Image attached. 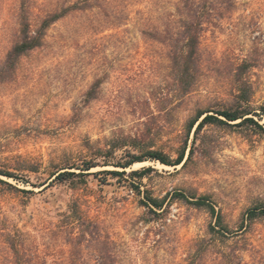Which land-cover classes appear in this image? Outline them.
Listing matches in <instances>:
<instances>
[{"label": "rangeland", "instance_id": "1", "mask_svg": "<svg viewBox=\"0 0 264 264\" xmlns=\"http://www.w3.org/2000/svg\"><path fill=\"white\" fill-rule=\"evenodd\" d=\"M78 1L26 2L37 27ZM90 1L0 81V170L16 176L0 175L8 183L0 182V264H101L110 253L115 264H264V217L246 222L264 206V133L236 126L242 120L189 130L200 112L236 107L235 72L246 59L254 106L264 104V0H236L233 12L206 24L201 75L186 96L177 93L170 43L146 35L177 33V0ZM23 2L0 0V68L18 40ZM114 140L127 141L116 162L152 150L185 160L104 166ZM90 159L100 163L91 173L128 174L52 183L67 163ZM147 193L167 198L166 218L144 206ZM205 199L235 234L212 235L217 218L196 205ZM202 240L211 245L195 261Z\"/></svg>", "mask_w": 264, "mask_h": 264}, {"label": "trees", "instance_id": "2", "mask_svg": "<svg viewBox=\"0 0 264 264\" xmlns=\"http://www.w3.org/2000/svg\"><path fill=\"white\" fill-rule=\"evenodd\" d=\"M27 0L22 3L21 12L19 15V37L18 40L12 45L11 49L7 53V56L0 68V81L12 78L21 62V60L28 56L33 51L43 47L45 44V39L48 34V30L55 23L66 17L72 11L75 10H86L91 7L90 0L78 1L76 4L64 7L59 11H53L44 16L39 25L34 27L31 16L30 8L27 5ZM102 1L96 0L92 1V8L95 6V2ZM96 3V4H98ZM176 13L179 17V28L177 33L170 34L158 33L151 31L147 32L146 35L154 36L157 40H162L170 43L171 54L170 59L172 63V69L174 73L175 82L177 84V93L180 96H186L193 92L195 87L198 85L199 78L201 75V62H202V51L201 43L204 32L206 31V24L213 21H220L227 14H230L237 7L236 0H177ZM254 67L250 59L244 60L241 65H238L234 81L236 84L237 94H236V107L225 109L216 113V115L205 114L211 111L200 112L190 123V132L197 126V131L202 130L206 125L209 124H227V122H238L236 126H243L245 124H252L256 126L259 130L264 133V125L257 122L254 116L264 117V104L256 109L254 106V87L250 79V72ZM259 113H258V111ZM204 117V118H203ZM221 117L223 119H221ZM203 118V119H202ZM126 140H114L112 141L111 148L103 151L104 155V166L114 165L120 168H130L134 164L139 162H144L146 160H157L168 166H178L181 165L185 160V155H181L180 159L173 164L169 157L159 151H148L140 155L131 153L130 159L127 161H117L116 162V152L123 149L126 146ZM66 167L59 169L57 172L53 173L52 177L54 180L52 183H65V182H76V179H81L82 182H87V178L90 176H98L100 174L112 175V176H125L127 171H101L97 173H91L92 169L100 166V163H96L94 160H84L82 163H67ZM73 169L80 170V173L71 171ZM150 169H146L143 172L133 171L129 175H137L143 177L149 172ZM0 175L8 178H16L13 173L8 171L0 170ZM1 183H6L0 179ZM24 193H32L31 191L21 190ZM181 196V195H178ZM187 199L186 196H184ZM165 199H158L147 193L146 199L142 201L144 206L150 209L151 213H154L160 220L166 218L167 211L165 209L166 204ZM188 200V199H187ZM196 205L200 207H206L213 217L217 218V223L211 226L212 235L216 236L217 233L226 237V234H235L234 231H230V228L225 224L223 214L217 212L215 206L208 203L207 200H199ZM160 211V212H159ZM249 216L246 217V222H253L258 217H264V206L256 208L254 211L248 213ZM77 216V215H76ZM81 221L83 226H89L87 222ZM243 228L246 226H242ZM243 230V229H242ZM82 239L85 240L87 234H82ZM79 240V239H78ZM211 242L208 243L207 240H202L199 243V249L197 250V255L194 257L196 261L201 257V253L208 250ZM14 249L16 252L20 251L19 244H15ZM101 264H115L116 257L110 253L105 256H100ZM19 263V262H18ZM16 263V264H18ZM23 264H26L24 261ZM193 264V260L192 263ZM243 264V263H238Z\"/></svg>", "mask_w": 264, "mask_h": 264}]
</instances>
